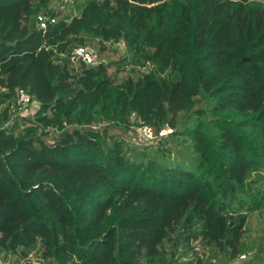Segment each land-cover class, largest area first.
I'll list each match as a JSON object with an SVG mask.
<instances>
[{"label": "trees", "instance_id": "1", "mask_svg": "<svg viewBox=\"0 0 264 264\" xmlns=\"http://www.w3.org/2000/svg\"><path fill=\"white\" fill-rule=\"evenodd\" d=\"M48 2L0 0L1 260L253 264L236 259L264 209V0ZM103 41L123 44L117 69L151 68L115 82L70 56ZM131 113L169 130L132 147L89 123Z\"/></svg>", "mask_w": 264, "mask_h": 264}, {"label": "rangeland", "instance_id": "2", "mask_svg": "<svg viewBox=\"0 0 264 264\" xmlns=\"http://www.w3.org/2000/svg\"><path fill=\"white\" fill-rule=\"evenodd\" d=\"M75 0H49V6L52 10L56 11L55 16H59L62 13L68 12L69 8L72 7ZM44 13V12H43ZM91 49L93 53V61L89 64H94L97 60L110 61L106 68V72L114 76L115 82H119L124 79L127 74H131L133 77L138 74L148 71L151 68V64L146 62L144 65L138 63H130L124 65L123 67L116 68V64L112 60H117V58L124 51L123 44L121 42H109L103 41L100 45L98 43L91 46L90 44H83ZM101 46L102 49L99 51L98 47ZM17 103V102H16ZM17 111L24 114H31L37 108V101L30 100L27 103L20 104L17 103ZM90 125L93 127H101L106 125L110 132L119 134L123 141L132 147H140L142 145H154L158 139L159 134L166 132L167 130H161L155 134L153 125L143 123V121L134 113L129 115L126 121H116L109 118H100L98 120L89 121ZM65 126H71L75 123L73 121H67L63 123ZM167 125H163L162 129ZM50 128V127H49ZM264 221V209L260 211L252 212L246 222V235L251 241L252 246L262 245V250L259 256H256L254 261L258 263L253 264H264V260L261 255H264V234L261 232V225ZM37 259L33 256H27L26 258H21L17 263L11 262L10 260L2 259V264H40L36 261ZM1 264V263H0Z\"/></svg>", "mask_w": 264, "mask_h": 264}, {"label": "built area", "instance_id": "3", "mask_svg": "<svg viewBox=\"0 0 264 264\" xmlns=\"http://www.w3.org/2000/svg\"><path fill=\"white\" fill-rule=\"evenodd\" d=\"M53 20H54V16H50L46 13L39 12L36 14L37 26L40 28H44L47 24V21H53ZM70 56H72L73 58H79L86 63H91L93 61V53L91 49L79 43L73 45L70 51ZM30 100H31L30 96L26 90H24L23 88H17V93H16L17 103L24 104L29 102ZM165 129L167 131L169 130L167 126L162 130ZM159 132H161V130ZM261 232L264 234V221L262 222L261 225ZM251 254H252V250L242 252L238 255L236 260L247 259ZM0 263L1 264L3 263L1 258H0Z\"/></svg>", "mask_w": 264, "mask_h": 264}, {"label": "crops", "instance_id": "4", "mask_svg": "<svg viewBox=\"0 0 264 264\" xmlns=\"http://www.w3.org/2000/svg\"><path fill=\"white\" fill-rule=\"evenodd\" d=\"M257 246H259L258 248V252L255 250V247L256 246H253V248L251 249L252 250V253L253 254H251L249 257H252L253 258V261H252V263H258L257 261H254L255 260V258H256V256H259L260 255V252H261V250H262V245L261 244H258ZM262 253V252H261ZM262 256V258L264 257V255H261ZM263 260H264V258H263ZM236 261L234 260L232 263H235ZM231 263V264H232Z\"/></svg>", "mask_w": 264, "mask_h": 264}]
</instances>
